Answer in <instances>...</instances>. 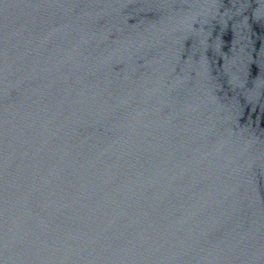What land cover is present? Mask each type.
Masks as SVG:
<instances>
[{"label": "water", "instance_id": "water-1", "mask_svg": "<svg viewBox=\"0 0 264 264\" xmlns=\"http://www.w3.org/2000/svg\"><path fill=\"white\" fill-rule=\"evenodd\" d=\"M0 264H264V0H0Z\"/></svg>", "mask_w": 264, "mask_h": 264}]
</instances>
